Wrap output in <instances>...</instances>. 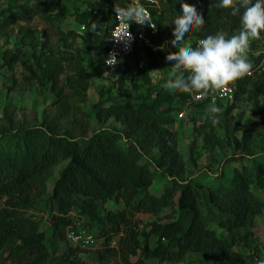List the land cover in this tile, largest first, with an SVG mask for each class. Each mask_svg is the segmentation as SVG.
I'll return each instance as SVG.
<instances>
[{
  "label": "trees",
  "instance_id": "trees-1",
  "mask_svg": "<svg viewBox=\"0 0 264 264\" xmlns=\"http://www.w3.org/2000/svg\"><path fill=\"white\" fill-rule=\"evenodd\" d=\"M59 3L60 0L5 3L0 9V38H9L16 27L28 29L39 17L70 48V39L78 35L59 28L65 17L57 11ZM183 3L204 18L199 31L184 39L193 41V47L197 39L217 32L230 37L242 27L239 15L219 7V0ZM159 4V9L153 10L159 33L151 38L152 44L159 46L167 41L177 53L181 41L177 48L172 44V21L182 15V9L177 0H159ZM104 6L107 2L85 0L77 20L87 28L88 43L93 39L101 46L96 73L105 68L118 75L117 95L95 103L94 117L99 123L113 119L122 125L121 130L106 126L88 134L91 115L79 104L87 101L90 83L81 58L68 59L72 73L62 79L65 67L59 63L44 67L35 51L32 59H24L19 51L11 49L2 52L1 67L13 71L20 66L27 82L49 85L57 111L41 125H5L0 130V264H108L118 254L122 264H175L187 257L203 264H259L264 249L260 223L264 215V153L253 152L258 142L264 145V105L260 104L264 102V71L257 68L264 53L254 56L252 49L247 51L253 72L235 82L234 102L248 94L254 103V118L242 123L240 118L233 120L235 103L217 100L210 104L208 97L193 101L191 93L168 90L166 80L151 84L150 75L136 64L146 57L151 69H156L151 61L155 56L151 45L136 46L124 60L107 68L104 61L109 32L115 23L112 12L99 11L105 33L93 34L91 23L92 10ZM33 47L54 53L48 39ZM136 72L146 81L144 95H136ZM128 80L133 81L126 84ZM208 105L220 111L225 106L222 127L226 142L235 151L217 161L215 148L225 146V142L213 132L204 133L202 143L208 154L203 167L206 175L201 177L199 171L189 172L180 151L178 133L172 129L173 111ZM72 110L85 122L72 119ZM75 129L80 133L76 134ZM61 130L65 131L60 133ZM189 152L192 170L200 158L196 140L191 142ZM246 157L252 158L251 165L242 163L228 170V165ZM61 161L67 162L50 190L54 167ZM214 164L216 172L211 170ZM155 171L166 179L158 192L152 191ZM108 201L121 202L125 209H106ZM164 210L169 212L166 219L144 233V238L131 222L138 213L158 215ZM38 211L43 214L38 215ZM46 211L49 215L44 217ZM75 215L86 221L83 227L98 230L96 249L84 250L69 243L67 228L78 230ZM156 234L157 240L150 245L149 240ZM87 251H92L88 260L83 257ZM133 256H139L138 261L133 262Z\"/></svg>",
  "mask_w": 264,
  "mask_h": 264
},
{
  "label": "rangeland",
  "instance_id": "rangeland-1",
  "mask_svg": "<svg viewBox=\"0 0 264 264\" xmlns=\"http://www.w3.org/2000/svg\"><path fill=\"white\" fill-rule=\"evenodd\" d=\"M11 0H0V9L1 6ZM31 2H39L43 0H30ZM85 0H60L57 11L64 13V19L59 22V28L63 31L73 30L78 35L75 38L70 39L69 43H72V46L66 47L61 41H59L58 36L55 34V29L44 23L40 20L39 17H35L32 22L28 25V29L21 30L19 27H16L14 32L10 35L9 38L2 37L0 38V65L2 62V52L4 50L11 49L12 51H19L21 55L24 56V59H32V53L35 51L36 55H40L44 67H52L56 63L63 65L65 68L62 79H65L66 75L71 74L69 68L68 59L77 60L78 58L82 59V66L86 70V75L89 79V89L87 91V101L80 103V108L86 113H90V126L88 134H92L100 127L111 126L117 129H122V125L118 122H115L113 119L103 121L99 123L94 117L93 105L102 99H107L109 97L115 96L118 93L117 90V77L110 69H102V73L97 74L95 68L99 67L98 57L101 51V46L94 42L93 39L91 43H88L86 37L88 35L87 28L81 31V24L77 20V15L84 11ZM91 23L93 25V34H102L105 33V25L102 20L101 14L95 13L92 10L91 12ZM24 24V23H22ZM83 25V24H82ZM163 35V33H162ZM264 34H260L259 38L252 39L253 43H250L252 46L249 50L254 51L255 55L257 53H264ZM48 39L51 45V48L54 50V53L51 54L48 50H41L40 47L34 49V44L38 41ZM251 40V41H252ZM190 39L183 40L178 44V49L182 47L185 43H189ZM155 56L152 58V63L157 70V77H150L149 82L153 85H156L161 82V80H166L175 78L173 76L172 65L166 60L168 51L170 53L172 47L168 46L167 41L161 43V45H151ZM264 58V54H263ZM155 62V63H154ZM264 66V65H263ZM264 71V70H263ZM145 74V73H144ZM23 70L20 66H17L13 71H9L7 68L0 66V130L2 127L10 126L13 127H29L41 125L46 117L54 115L57 111V105L55 106V95L50 91L49 85H40L36 81L27 82L23 79ZM136 77L134 78L139 85V89L136 91V95H144L146 92V81L144 78H141L139 73L136 72ZM133 80L126 81V84L130 83ZM170 90V89H168ZM173 91V90H170ZM229 103H235L236 108L232 112L233 120L238 118L241 119V122L244 123L247 120L254 118L253 108L254 103L251 98L248 97V94L242 95L241 98L234 102V99L228 100ZM261 105H264V102L260 101ZM223 106V105H222ZM210 106L196 108V107H183L182 109H175L173 111L174 122L172 124V129L178 133L179 139V148L184 156L185 161L189 167V172L199 171L201 177H205L206 171L203 167L207 163V154L203 148L202 137L204 133H214L218 137H222L225 146H220L215 148V156L217 161H221L229 157L234 153L235 149L232 145L226 142V136H224L223 124V113L225 106L218 113H211L209 111ZM184 110V116L182 118L177 117L180 111ZM71 118L78 120L79 122H85V119L80 115L76 114L75 110L71 112ZM215 120V123L213 122ZM78 126V124H77ZM65 130L59 131L60 133ZM76 134H79L78 129L74 130ZM240 137V133H238ZM193 140L197 142V152L200 155L198 159V164L196 168L190 167L189 163V148ZM240 153V152H239ZM255 154L264 153V145L258 142L257 147L254 148ZM152 155V154H151ZM67 161H61L58 165L54 167L52 177L49 181V189H52L53 182L59 175L61 168ZM251 165L252 158H244L242 162H234L228 165V170L232 171L234 165L241 164ZM212 172H216V164L213 165L211 169ZM166 181L158 171H155V181L152 186V191L158 192L162 187L163 183ZM104 207L106 209H111L114 211L124 210V205L121 202L108 201ZM168 211L164 210L158 215L147 214V213H138L132 219L131 222L138 227L142 237L144 238V233H149L155 224H158L161 220H165ZM38 215H42L43 212L38 211ZM74 214V213H73ZM48 212H44V217H47ZM75 220L77 221L76 227L78 230H84L97 235L98 230L96 228L89 227V225L82 226L86 221L83 217L75 215ZM264 215L260 218V223L263 224ZM43 228L46 229L47 226L44 224ZM159 234H156L154 238L149 240V244H153ZM92 251H87L83 253L85 259H89V255ZM133 262L138 261L139 256H133ZM108 264H122V259L120 254L112 257L108 260ZM175 264H203L201 261H197L195 258H185L182 262H177Z\"/></svg>",
  "mask_w": 264,
  "mask_h": 264
},
{
  "label": "clouds",
  "instance_id": "clouds-1",
  "mask_svg": "<svg viewBox=\"0 0 264 264\" xmlns=\"http://www.w3.org/2000/svg\"><path fill=\"white\" fill-rule=\"evenodd\" d=\"M177 2L182 15L172 21L175 25L172 44L176 48L180 41L199 31L204 24V18L199 12L183 3V0ZM218 6L231 9L233 16L239 15L242 27L238 34L228 37L223 32H217L200 39L195 47L191 43H185L177 53L168 54L166 60L173 65V76L176 78L168 79L165 84L167 89L206 95L222 90L229 83L251 74L252 66L247 59V51L250 41L259 38L261 32H264V0H219ZM122 14L130 20L142 16V13L133 10L123 11ZM139 24H144L143 19ZM179 73L187 75L178 76ZM209 111L218 113L220 109L212 106ZM259 264H264V261Z\"/></svg>",
  "mask_w": 264,
  "mask_h": 264
},
{
  "label": "built area",
  "instance_id": "built-area-1",
  "mask_svg": "<svg viewBox=\"0 0 264 264\" xmlns=\"http://www.w3.org/2000/svg\"><path fill=\"white\" fill-rule=\"evenodd\" d=\"M94 3L107 2V6L102 8H95L93 11L98 13L100 10L112 12L114 17V26L109 32V47L107 51V56L105 58V66L107 68L113 67L129 56L134 48L138 45L147 44L152 45L151 38L158 35L159 29L157 22L153 13L154 9H159V0H90ZM133 10L138 13H142V16H136L134 19L130 20L128 17L123 15V11ZM143 19L144 24H139V21ZM81 31L85 30V25H81ZM127 34V35H126ZM197 39L194 41L195 46L197 45ZM189 43H193L190 41ZM251 43V41H250ZM249 43V44H250ZM249 51V49H248ZM171 53H175L173 50ZM252 54L255 55L254 51ZM137 66L139 69L146 71L150 77H157V70L151 69L149 60L146 57H142L137 61ZM264 58L260 60L257 65L258 69L264 70ZM173 67V65H172ZM251 70V74H252ZM185 74V73H183ZM238 80V79H237ZM235 80L229 83L222 90H217L215 92H209L208 94H202L200 92H192L191 98L193 101H202L205 97L209 98V103L214 104L217 100H231L235 93ZM187 105V104H186ZM184 116V110L178 113V117L182 118ZM263 238H264V222L262 225ZM67 238L69 243L80 249L84 250H94L97 248V239L95 236L89 232L76 230L73 226L67 228ZM116 242L113 241V244ZM264 244V243H263ZM264 261V249L262 260Z\"/></svg>",
  "mask_w": 264,
  "mask_h": 264
}]
</instances>
